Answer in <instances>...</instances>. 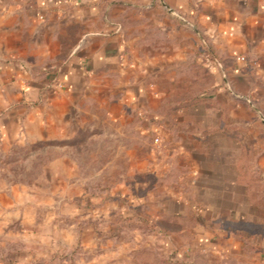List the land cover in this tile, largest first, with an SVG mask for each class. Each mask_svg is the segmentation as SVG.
I'll use <instances>...</instances> for the list:
<instances>
[{"label": "rangeland", "instance_id": "1", "mask_svg": "<svg viewBox=\"0 0 264 264\" xmlns=\"http://www.w3.org/2000/svg\"><path fill=\"white\" fill-rule=\"evenodd\" d=\"M138 10L125 27L135 44L162 47L146 51L145 84L165 96L124 102L116 91L105 125L108 99L82 98L81 136L96 123L94 137L0 146V264H264V82L248 64L247 81L229 80L225 64L229 90L215 94L197 54L151 62L190 41L182 29L195 43L197 32L164 9L158 30ZM55 80L45 91L62 89ZM191 157L212 176L192 175Z\"/></svg>", "mask_w": 264, "mask_h": 264}, {"label": "crops", "instance_id": "2", "mask_svg": "<svg viewBox=\"0 0 264 264\" xmlns=\"http://www.w3.org/2000/svg\"><path fill=\"white\" fill-rule=\"evenodd\" d=\"M130 7H137L145 18L153 15L158 30L167 21L164 9L197 32L195 43L182 29L192 41L173 42L169 54L152 55L151 62L162 58L171 65L193 63L197 54L196 60L216 77L215 94L229 90L224 84L225 64L229 80L247 81L248 64L264 82V0H0V146L50 140L77 145L94 137L96 123L86 137L81 136L82 98L108 99L110 106L105 103L101 109L105 125L113 123L116 91L124 102L165 96L145 84L151 79L145 75L146 51L162 47L132 41L134 32L125 27ZM49 17L57 20L58 29L47 26ZM34 23L43 25L34 30L28 26ZM140 71L142 78L135 77ZM52 79L62 85L61 90L45 91ZM161 80L173 81L170 76ZM191 163L187 170L192 175H211L197 159ZM214 172H220L219 166ZM229 184L235 187L234 180Z\"/></svg>", "mask_w": 264, "mask_h": 264}, {"label": "trees", "instance_id": "3", "mask_svg": "<svg viewBox=\"0 0 264 264\" xmlns=\"http://www.w3.org/2000/svg\"><path fill=\"white\" fill-rule=\"evenodd\" d=\"M209 56H210V58H211L212 60H214V57L211 55V53H209ZM213 78H214V80H216L215 75H213Z\"/></svg>", "mask_w": 264, "mask_h": 264}]
</instances>
